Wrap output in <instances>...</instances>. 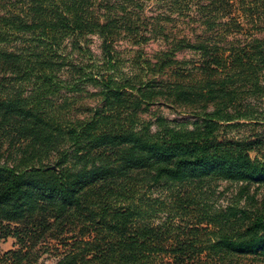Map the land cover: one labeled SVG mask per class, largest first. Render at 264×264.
I'll list each match as a JSON object with an SVG mask.
<instances>
[{
    "label": "trees",
    "instance_id": "1",
    "mask_svg": "<svg viewBox=\"0 0 264 264\" xmlns=\"http://www.w3.org/2000/svg\"><path fill=\"white\" fill-rule=\"evenodd\" d=\"M97 1L0 0V241L14 240L0 264H38L51 241L56 264H264V134H221L264 126V38L234 34L229 0H199L211 36L125 73L109 42L138 27ZM238 1L264 19V0ZM87 35L104 39L101 61L78 48ZM85 96L97 104L72 116ZM161 101L192 121L144 120ZM220 181L235 186L224 206Z\"/></svg>",
    "mask_w": 264,
    "mask_h": 264
},
{
    "label": "rangeland",
    "instance_id": "2",
    "mask_svg": "<svg viewBox=\"0 0 264 264\" xmlns=\"http://www.w3.org/2000/svg\"><path fill=\"white\" fill-rule=\"evenodd\" d=\"M232 5V12L229 16L223 18V22H229L233 20L243 28L244 31L239 33L238 29L235 28L234 34H239L238 38L245 39L246 35H254V37L264 38V30L253 31L252 21L255 20V24L264 27V19L257 18L256 16H250L249 13L244 11V8L240 6L238 0H229ZM98 4H111L110 15L116 14L122 15L123 10H126L127 14H130V20L135 22L138 31L130 37H126L123 33L114 37V41L109 42L112 47V51L115 57L122 62L120 67H123V71L128 73L133 62L136 63L144 60H155V55L160 51L169 48V43L174 40L188 39L194 43L199 38H206L210 35L206 30L205 19L212 18L209 15V11L198 9L199 0H98ZM201 5H207L208 0H200ZM99 10V14H106L104 6ZM116 17V16H115ZM219 27H215L213 32ZM247 31V33H246ZM208 33V34H207ZM232 39V37H231ZM72 40H66L65 47L68 52L73 51ZM78 48H88L96 61H101L104 54V39L98 35H87L77 41ZM77 58V55H75ZM177 59L180 61L187 62V69L194 66H199L202 63L200 56L193 51H183L177 53ZM79 61V60H77ZM120 62V63H121ZM193 77H195L193 75ZM89 92H94L93 88H88ZM84 102V104H80ZM80 103L72 105L71 115L83 118L87 113L83 112V107H93L97 104V99L85 96L84 100ZM264 99L261 101L260 110H264ZM81 109V110H80ZM80 110V111H79ZM179 111H185L179 107H174L161 101L155 104L146 111L142 118L144 120H152L159 116L168 118L169 120H187L192 121V118L180 114ZM254 125V124H253ZM244 125L243 127H236L222 131L223 139L237 140V139H253L264 134V126H253ZM253 158L257 157L256 153L251 155ZM235 186H230L226 182H219L213 188L215 195L216 205H226L228 200L232 197ZM228 190V191H227ZM14 240L8 239L6 241H0V253H5L14 248ZM50 250H44L41 255L38 264H56L58 260V254L64 251V248L56 241H51L49 247ZM59 250V252H58Z\"/></svg>",
    "mask_w": 264,
    "mask_h": 264
}]
</instances>
